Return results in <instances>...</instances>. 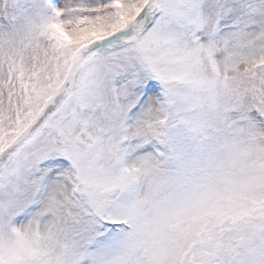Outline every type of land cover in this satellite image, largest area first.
I'll return each instance as SVG.
<instances>
[{"label":"snow or ice","instance_id":"obj_1","mask_svg":"<svg viewBox=\"0 0 264 264\" xmlns=\"http://www.w3.org/2000/svg\"><path fill=\"white\" fill-rule=\"evenodd\" d=\"M0 264H264V0H0Z\"/></svg>","mask_w":264,"mask_h":264}]
</instances>
